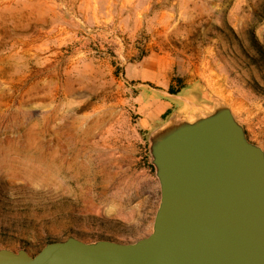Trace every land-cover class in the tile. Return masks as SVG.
Listing matches in <instances>:
<instances>
[{"label":"rangeland","instance_id":"obj_1","mask_svg":"<svg viewBox=\"0 0 264 264\" xmlns=\"http://www.w3.org/2000/svg\"><path fill=\"white\" fill-rule=\"evenodd\" d=\"M14 1L0 3V249L33 256L70 237L124 244L147 237L159 204L148 138L174 115L140 132L143 144L133 150L118 136L125 126L96 128L99 115L119 113L140 89L124 78L127 40L118 39L119 53L105 27L101 35L93 22L83 28L71 7L67 22L52 21L63 9ZM214 3L218 24L202 23L171 45L209 62L195 75L212 92L206 114L222 102L264 151V0Z\"/></svg>","mask_w":264,"mask_h":264},{"label":"water","instance_id":"obj_2","mask_svg":"<svg viewBox=\"0 0 264 264\" xmlns=\"http://www.w3.org/2000/svg\"><path fill=\"white\" fill-rule=\"evenodd\" d=\"M159 185L152 232L134 243L73 237L35 255L0 249V264H264V151L222 102L150 134Z\"/></svg>","mask_w":264,"mask_h":264},{"label":"crops","instance_id":"obj_3","mask_svg":"<svg viewBox=\"0 0 264 264\" xmlns=\"http://www.w3.org/2000/svg\"><path fill=\"white\" fill-rule=\"evenodd\" d=\"M0 3L16 2L2 0ZM30 4L60 7L63 9L60 15L56 11L50 14V19L64 22L68 21L67 7H71L74 12L71 18L83 28L84 23L93 22L99 35L107 29L108 36L116 39L119 53L124 46L118 39L127 40L125 48L132 58L125 64L124 78L131 83L130 88L140 89L134 97L121 101L124 105L119 113L111 109L99 115L96 128L107 123L125 126V130L120 128L118 136L130 150L136 149V144L142 146L140 132L143 137L163 119L183 114L188 120H194L209 111L212 92L200 77H195L198 73L204 74L209 62L195 61L187 50L182 51L185 46L179 50L171 42L188 39L194 27L207 21L218 24L222 17L213 15L214 6L220 8L214 0H30ZM177 76L186 79V86L171 95L168 88ZM147 82L156 89L144 91Z\"/></svg>","mask_w":264,"mask_h":264},{"label":"trees","instance_id":"obj_4","mask_svg":"<svg viewBox=\"0 0 264 264\" xmlns=\"http://www.w3.org/2000/svg\"><path fill=\"white\" fill-rule=\"evenodd\" d=\"M176 82H179L180 84L182 83V79L181 78H176L175 79ZM174 81V82H175ZM184 86L183 85H180L178 88H174V85L173 83L169 86L168 88V93L171 94V95H175L177 94L181 88H183ZM165 117V116H164Z\"/></svg>","mask_w":264,"mask_h":264}]
</instances>
